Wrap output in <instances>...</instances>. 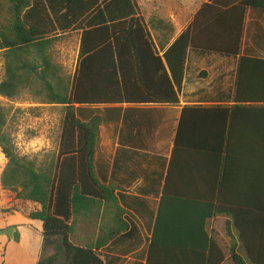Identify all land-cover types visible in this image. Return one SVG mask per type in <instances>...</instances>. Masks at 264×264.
<instances>
[{"label": "crops", "instance_id": "0c3cea01", "mask_svg": "<svg viewBox=\"0 0 264 264\" xmlns=\"http://www.w3.org/2000/svg\"><path fill=\"white\" fill-rule=\"evenodd\" d=\"M44 1L57 35L80 43L79 52L85 31L110 25L102 1ZM135 1L137 17L163 57L214 0ZM244 1L226 0L221 7ZM29 2L0 0V30L11 22L12 10ZM221 16L231 19L236 33L241 11ZM127 29L123 23L124 36ZM224 37L219 32L213 43L229 42ZM159 43L169 44L161 49ZM240 43L235 56L190 49L181 92L175 88L178 103L147 50L139 71L131 51L125 58V87L117 92L122 103L75 106L81 121L101 119L94 172L107 193L93 201L70 236L104 242L98 251L104 264H206L211 252L233 264L232 253L244 254L228 213L239 216L250 234L264 205L257 147L264 143V0H251L245 9ZM12 205L0 189V264H39L46 248L43 224L22 209L3 213Z\"/></svg>", "mask_w": 264, "mask_h": 264}, {"label": "trees", "instance_id": "16d2710c", "mask_svg": "<svg viewBox=\"0 0 264 264\" xmlns=\"http://www.w3.org/2000/svg\"><path fill=\"white\" fill-rule=\"evenodd\" d=\"M99 1L103 2V13L110 25L83 33L79 64L72 78L54 61L52 49L64 37L57 35L44 0H30L28 5L16 7L11 11L9 25L0 30V52L5 61L0 96L15 101L23 92L29 91L32 101L62 107L63 112L56 151L42 157L40 153L28 156L19 153L8 131L11 109L0 105V149L6 159L0 175L1 197L34 207L23 213L30 220L42 222L46 245L52 244L56 237L62 238L63 264H104L98 255L104 242L92 244L90 240L70 236L86 219L83 213H89L93 201L106 199L107 193L94 172L101 119L96 116L83 122L77 117L75 106L122 103L125 97L117 92L125 87V58L131 51L139 71L138 61L147 50L157 59L172 88V102L178 103L175 88L181 92L189 50L237 55L245 9L251 5V0L240 2L229 10L221 7L226 0H214L212 4L204 5L190 27L160 57L144 21L137 17L135 0ZM115 11L120 14L114 15ZM238 11H241V20L235 33L231 19L222 18L221 14L230 16ZM123 23L128 25L125 36ZM219 32L229 42L213 43ZM234 40L237 43H230ZM168 44L159 43L161 49ZM232 144L233 128L230 126L226 160ZM257 147L264 170V143ZM258 208L262 215L253 226L256 231L250 234L245 231L239 216L228 213L244 248L243 255L231 254L233 264H264V205ZM13 211L11 208L3 213ZM57 258L56 254L42 259L39 264H58ZM224 260L222 252L218 255L211 252L206 264H222Z\"/></svg>", "mask_w": 264, "mask_h": 264}, {"label": "rangeland", "instance_id": "374dc122", "mask_svg": "<svg viewBox=\"0 0 264 264\" xmlns=\"http://www.w3.org/2000/svg\"><path fill=\"white\" fill-rule=\"evenodd\" d=\"M79 44L75 40L65 37L52 49L54 61L61 65L71 78L75 75L79 59ZM4 62V57L0 53V82L5 76ZM30 95H32L31 92L25 91L15 101H9L0 96V105L11 109L8 131L11 133L19 153L28 156L40 153L42 157L43 154L55 152L57 149L63 112L62 107L38 104L32 101ZM5 162V156L0 149V175ZM12 204L9 209L12 208L14 211L22 209L28 212L34 209L33 206L20 202L12 201ZM56 254L58 255V264H63L65 257L61 239L46 245L42 259Z\"/></svg>", "mask_w": 264, "mask_h": 264}]
</instances>
